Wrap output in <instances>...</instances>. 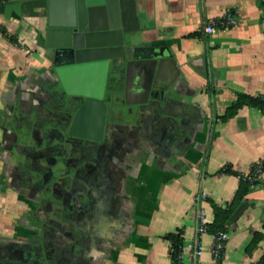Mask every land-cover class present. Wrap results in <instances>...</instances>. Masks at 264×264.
Returning <instances> with one entry per match:
<instances>
[{"label":"crops","instance_id":"obj_1","mask_svg":"<svg viewBox=\"0 0 264 264\" xmlns=\"http://www.w3.org/2000/svg\"><path fill=\"white\" fill-rule=\"evenodd\" d=\"M136 3L140 28L130 38L165 58L160 91L139 103L147 65L131 66L117 91L127 101V82L133 110L108 122L103 142L65 145L71 99L54 94L49 74V0H0V264H174L167 237L179 233L182 264H216L214 231L201 236L200 257L188 245L200 209L212 225L214 205L235 206L240 175L264 166V106L228 116L240 96L264 98V2ZM229 9L238 25L206 34ZM63 151H71L66 179H42L39 163ZM247 201L226 227L219 264H256L264 255V239L247 250L255 233L264 235V170Z\"/></svg>","mask_w":264,"mask_h":264},{"label":"water","instance_id":"obj_2","mask_svg":"<svg viewBox=\"0 0 264 264\" xmlns=\"http://www.w3.org/2000/svg\"><path fill=\"white\" fill-rule=\"evenodd\" d=\"M3 11L0 6V12ZM139 28L136 0H49L46 33L49 74L54 94L71 99L67 103L68 121L61 126L63 144L73 139L83 143L104 141L108 122L124 117L115 100L123 72L131 66L147 65L142 75L145 83L135 88L137 94L145 97L139 103H149L156 97L154 93L160 91L156 77L165 58L137 47L130 35ZM126 86V104L132 105L127 82ZM44 162L39 163L42 179L48 174L54 184L66 179L64 160ZM249 205L248 201L242 203L230 222L235 224Z\"/></svg>","mask_w":264,"mask_h":264},{"label":"built area","instance_id":"obj_3","mask_svg":"<svg viewBox=\"0 0 264 264\" xmlns=\"http://www.w3.org/2000/svg\"><path fill=\"white\" fill-rule=\"evenodd\" d=\"M264 2V0H262ZM239 23L238 12L235 9H229L224 15L219 18L211 19L208 25L205 27L206 34H212L217 29H231L237 26ZM264 100V98H262ZM263 173V165L258 163L249 173H242L240 179L244 181L255 182L259 180L261 174ZM206 197L197 198V204L201 200H204ZM197 236L196 238L189 243L188 247L192 250L195 257H200L204 251V247L201 242V236L209 232L210 223L208 215L204 209H200L197 215ZM230 239L229 229L226 231H219L214 234V242L211 248V253L213 260L216 264H219L220 261L225 256V251ZM187 247L183 244L181 247L180 254V264L183 262V257L185 255Z\"/></svg>","mask_w":264,"mask_h":264},{"label":"trees","instance_id":"obj_4","mask_svg":"<svg viewBox=\"0 0 264 264\" xmlns=\"http://www.w3.org/2000/svg\"><path fill=\"white\" fill-rule=\"evenodd\" d=\"M244 105H252V106H264V100L262 99H255L246 96H240L239 99L234 103V105L230 108L228 116L234 115L241 107ZM264 170V166H263ZM259 180L255 182L244 181L242 180L241 187L237 193V197L235 199V206L231 209H223L217 205H214L215 211V221L212 225H210L209 231L219 232V231H226V227L232 225L230 222V218L235 212V210L244 202L247 201V196L251 192L253 186L257 185ZM170 241H172V259L174 264H180V254H181V247L183 246V238L181 234H172L167 237ZM264 239V235L261 233H255L254 238L250 245L248 246L247 250L249 252L254 251L258 244ZM256 264H264V255Z\"/></svg>","mask_w":264,"mask_h":264},{"label":"flooded vegetation","instance_id":"obj_5","mask_svg":"<svg viewBox=\"0 0 264 264\" xmlns=\"http://www.w3.org/2000/svg\"><path fill=\"white\" fill-rule=\"evenodd\" d=\"M123 95H125V94L123 93ZM121 97H122V93L117 92V96H116V100H115L117 102V104H120L122 109H126V110H129V111H132L133 110L132 109V105H127L126 104V100L125 101L123 99L121 100ZM75 141H81V140H74L73 139V142H75ZM74 151H77V148L74 149ZM65 152H67V151H65ZM65 152H64V154L61 156V158L59 160H64V163H66L65 164L66 171H69V168H68L67 164H68V162H69V160L71 158V151L69 153H67V154Z\"/></svg>","mask_w":264,"mask_h":264}]
</instances>
